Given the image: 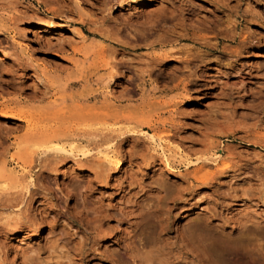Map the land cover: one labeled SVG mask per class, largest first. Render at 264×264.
<instances>
[{
	"label": "rangeland",
	"instance_id": "1",
	"mask_svg": "<svg viewBox=\"0 0 264 264\" xmlns=\"http://www.w3.org/2000/svg\"><path fill=\"white\" fill-rule=\"evenodd\" d=\"M22 107L41 129L16 148L33 138L7 113ZM129 128L109 163L96 142ZM62 129L75 157L33 152ZM31 169L34 195L0 207V264H264V0H0V199Z\"/></svg>",
	"mask_w": 264,
	"mask_h": 264
},
{
	"label": "bare ground",
	"instance_id": "2",
	"mask_svg": "<svg viewBox=\"0 0 264 264\" xmlns=\"http://www.w3.org/2000/svg\"><path fill=\"white\" fill-rule=\"evenodd\" d=\"M122 1H126L127 2V0H122ZM129 1H135V0H129ZM114 4V3H113ZM112 7V6H111ZM111 7H109V10L111 9ZM164 9V8H163ZM162 10V9H161ZM161 10L159 11V13L161 12ZM153 12V11H152ZM147 13V12H146ZM164 13V12H163ZM142 14V13H141ZM182 14V13H181ZM148 15H150V13L148 14ZM137 16V15H136ZM158 16V15H157ZM105 17V16H104ZM153 17H155V15L153 16ZM147 18V17H146ZM156 18H158V17H156ZM153 19V18H152ZM151 19V20H152ZM154 20V19H153ZM107 24L108 23H112V21H114L111 17H109V16H106L105 17V20H104ZM144 21H146L145 19H144ZM143 21V22H144ZM157 21V20H156ZM139 22V21H138ZM149 22V21H148ZM150 22H152V21H150ZM149 22V23H150ZM156 23V22H155ZM114 24V23H113ZM157 24V23H156ZM143 25V24H142ZM151 25V24H150ZM154 25V24H153ZM114 26V25H113ZM156 26V25H155ZM115 27V26H114ZM101 28V27H100ZM117 28V27H116ZM155 28V27H154ZM95 29V28H94ZM43 32H46V33H49V30L48 29H41ZM81 30H82V32H83V29L81 28ZM101 30V29H100ZM98 31V29H95L94 30V32H93V34H94V36L95 37H97V38H100V39H102L103 40V42H108V45H109V47L113 50V53L115 52L116 53V51H118V48L116 49V47H119V49H122V50H124V51H126L127 49L129 50V49H132V50H137V46H127V45H124L123 43H122V41L119 39V37H117V35L116 34H114V33H112L110 30H106V32L104 31V32H101V31ZM148 30V29H147ZM114 31H116V29L114 30ZM120 31V30H119ZM168 31V30H167ZM99 32H101V33H99ZM118 32V31H117ZM116 32V33H117ZM166 32V31H165ZM165 32H164V34H165ZM121 33V32H120ZM170 33V36H168V37H165V38H168L169 39V42H181L182 40H187V39H189L190 37H185L186 36V34L184 35L183 33H177V32H175V31H171V32H169ZM121 36V35H120ZM161 36H162V34H161ZM188 36V35H187ZM197 37V36H196ZM165 38H162V40H164V41H166V39ZM157 39V38H156ZM161 39V38H160ZM167 39V40H168ZM146 41H149V40H146ZM161 41V40H160ZM209 41H211V40H209ZM159 42V41H158ZM205 42V41H204ZM129 43V42H128ZM150 43V42H149ZM156 43V42H155ZM162 43H163V41H162ZM148 44V43H147ZM204 44V43H203ZM203 44H201L202 46H204V47H207L208 49H214V47L213 46H209V45H203ZM207 44V43H206ZM143 45V44H142ZM151 45H153V44H151ZM167 45V44H166ZM200 45V44H199ZM112 46H114V47H112ZM139 46V45H138ZM186 51V50H185ZM162 52V51H161ZM171 55H173V54H171L170 52H167V53H163V54H161V55H149V57H148V61H146V64H145V66H141V67H139V68H141L142 70H141V77L145 80V74L147 73V75H151V73H152V71H153V69H154V67L156 66V67H158L159 65V63H161L160 61L161 60H166L169 56H171ZM191 56H192V58L190 59H188L187 60V62L188 63H185V64H191V63H193V61L194 60H197L198 59V57H199V55L198 54H196V53H192L191 54ZM115 57V56H114ZM113 57V59H115L114 60V62H113V59H107L106 61H105V63H104V66H105V70L107 71V73H106V76L104 77V80L106 79V81H107V85L108 86H110V83H112V82H115V81H113L115 78V76L116 75H118L119 74V71H120V68H119V66H118V62L116 63L115 61H117L116 60V58H114ZM188 57V56H187ZM186 57V58H187ZM123 58V57H122ZM121 58V59H122ZM142 58V57H141ZM178 59L180 58V57H177ZM120 59V60H121ZM146 59V58H145ZM124 61V60H123ZM194 62H196V61H194ZM122 63H124V62H122ZM125 64V63H124ZM82 65V64H81ZM158 65V66H157ZM187 65H185L186 66V68L188 69V67H189V65H188V67H187ZM194 69V68H193ZM89 70V69H88ZM184 70V69H183ZM85 73V72H84ZM192 73V72H191ZM165 74V73H164ZM154 75V74H153ZM181 75V74H180ZM185 75V74H184ZM160 76V75H159ZM55 77V76H54ZM63 77V76H62ZM68 77V76H67ZM167 77H169V76H167ZM191 77V76H190ZM149 78H151L150 76H149ZM176 78V77H175ZM69 79V78H68ZM100 79H102V78H100ZM161 79V78H160ZM82 80H83V78H82ZM158 80V79H157ZM88 81V80H87ZM146 81V80H145ZM162 81V80H161ZM164 81V80H163ZM59 83V82H58ZM61 83V82H60ZM101 83H102V81H101ZM97 84V83H96ZM103 84V83H102ZM122 84V83H121ZM114 85V84H113ZM68 86H71V85H68ZM89 86V85H88ZM112 86V85H111ZM175 86V85H174ZM84 86H82V88H83ZM86 87V86H85ZM84 87V88H85ZM59 88V87H58ZM90 88H91V86H90ZM89 87L87 88V89H90ZM110 90V89H109ZM100 91V90H99ZM98 91V92H99ZM121 91H123V90H121ZM98 92H94V91H91V92H82L80 95H79V98H80V100L81 101H84V100H89V99H97V97L100 95ZM70 93V92H69ZM72 93V92H71ZM104 93V92H103ZM66 94V93H65ZM106 94V93H105ZM70 95V94H69ZM102 95V94H101ZM71 96H72V94H71ZM133 96V95H132ZM78 97V96H77ZM64 98H65V96H64ZM72 98H74V97H72ZM10 106V105H9ZM8 107V106H7ZM8 108H6V110H7ZM7 113H10L11 114V116H13V117H15V118H17L18 120H20L21 122H23L24 124L22 125V127L25 129L24 131H26L28 134H30V135H32L33 136V138L32 137H30V138H28L27 140H24V141H21V140H19L18 139V137H16L17 138V140H16V142H15V147L16 148H20L21 146H22V144H27L28 146H34V145H36V144H38L37 142L38 141H36V139H35V137L37 136V134L40 132V129L41 128H39L40 126H39V122H38V120H37V113L34 111V110H32V109H30V108H24V107H22V108H18V109H12L10 112H7ZM49 114V113H48ZM63 114V113H62ZM126 116V115H125ZM46 117H49V116H46ZM43 119V118H42ZM41 120V119H40ZM132 127H134V126H132ZM123 128V127H122ZM126 128H128V127H126ZM131 129L132 128H129V129H124V131H123V129H121L120 131H119V133L118 134H116V136L115 135H111V136H105V134H104V137L102 136V139L101 140H99L100 142H96V147L95 148H97L98 150L101 148V146H103V144L104 143H111V141H112V144H109V145H104L105 146V151H106V153H105V159H106V161H108L109 163H112V162H115L116 163V165L117 166H119V165H121L122 164V159H120V156H118L117 158H116V160H113V159H115V158H113V154H111L112 153V147L113 146H115V139L114 138H118L116 141H119V142H117L116 144H118V143H120V141H122V142H124V141H127L128 139H130V137H132L131 136V134H132V132H131ZM42 130H43V128H42ZM51 130V129H50ZM66 130V131H65ZM65 130H61L60 132H53V133H50V134H47V138H46V140L44 141V142H41V144L39 143V145H37L38 147H41L40 149L41 150H37V149H34L33 150V152H38L39 151V153H41V154H43V155H45L46 157V159L48 160V159H50V155H52L51 157H53V159L55 158H57L59 161H60V159L62 160H64V158L65 157H63L62 156V154H64V153H67V152H70V154L72 155H74V154H76V153H74V151H75V147L73 146V145H70L69 147H67V145H65V138L68 136L66 133H67V129H65ZM99 130V129H98ZM100 131V130H99ZM44 132V131H43ZM43 132H41V133H43ZM51 132V131H50ZM69 132V131H68ZM73 133V132H72ZM45 133H43V135H44ZM101 134L103 135V133L101 132ZM126 134V135H125ZM23 135V134H22ZM98 135V134H97ZM15 136H17V135H15ZM19 136V135H18ZM46 136V135H45ZM44 136V137H45ZM78 136V135H77ZM113 136H115V137H113ZM95 137H96V135H95ZM138 137V136H137ZM153 137V136H152ZM69 138H71V137H69ZM161 139V138H160ZM160 139H159V141H160ZM40 141H41V139H40ZM103 141V142H102ZM163 141V140H162ZM72 144H74V143H72ZM119 145V144H118ZM36 146V147H37ZM160 146L163 148V151H164V155L167 157V150L166 149H164V147H163V143L162 142H160ZM116 147V146H115ZM159 147V146H158ZM103 148V147H102ZM101 148V149H102ZM39 149V148H38ZM92 149H94V148H92ZM96 149V150H97ZM114 149V148H113ZM84 151V150H83ZM88 151L89 152H91V150H89L88 149ZM178 151V150H177ZM85 152V151H84ZM103 152H104V150H103ZM115 152V151H114ZM99 153H100V150H99ZM116 153V152H115ZM118 153V152H117ZM37 154V153H36ZM83 154H85V153H83ZM86 154H87V152H86ZM104 154V153H103ZM67 155V154H66ZM65 155V156H66ZM77 155V154H76ZM118 155V154H117ZM34 156V155H33ZM48 156V157H47ZM220 156V155H219ZM218 156V157H219ZM67 157V156H66ZM73 157V156H72ZM74 157H75V155H74ZM221 157V156H220ZM219 157V158H220ZM41 158V157H40ZM45 158L44 159H42V161L43 160H45ZM216 158V157H215ZM52 159V158H51ZM52 159V160H53ZM66 159V158H65ZM99 159V158H98ZM167 159H169V158H167ZM46 160V161H47ZM52 160H48L47 162H54V161H52ZM35 160H33V158L31 157V159L30 160H28V166H30L31 165V162H34ZM46 161H43V162H41L42 164L40 165V163H39V165L44 169L45 168V166H46V164H48ZM105 161V162H106ZM46 162V163H45ZM55 162H57V161H55ZM54 162V163H55ZM104 162V161H103ZM45 163V164H44ZM108 163V164H109ZM50 164H52V163H49V165ZM57 164V163H56ZM101 165L103 164V163H100ZM35 165V164H34ZM100 165V166H101ZM104 165V164H103ZM36 166V165H35ZM39 166V167H40ZM51 166V165H50ZM49 166V167H50ZM116 166V167H117ZM40 167V170L42 169ZM48 166H47V168H49ZM104 167V166H103ZM26 168H29V167H26ZM98 168V167H97ZM42 169V170H43ZM46 169V168H45ZM104 169V168H103ZM32 170L33 169H31V170H28V173L30 172L31 174H29V177L31 178L30 180H29V182H27V184L26 185H23L22 184V182H20L19 181V178H15L14 177V179H15V187H17V188H19V187H21L17 192H19V195H17V194H15L14 195V193L13 192H11V193H13V194H10V195H12V196H10V195H8V198H3V200H2V198L0 199V207H3V206H9L10 204L11 205H13L14 203H16V204H18V203H22V202H24L25 200H26V197H28V196H32V194L34 193V191H36V188H34L33 190H32V188H30V185L31 184H33L32 186H35L36 185V183H35V178H33V175H32ZM39 170V169H38ZM39 170V171H40ZM96 171H97V169H96ZM41 172V171H40ZM100 172H102V171H100ZM42 173V172H41ZM98 173H99V171H98ZM25 174V173H24ZM23 174V175H24ZM104 174H105V172H104ZM15 175V174H14ZM103 174H101V176H102ZM24 176H27V175H24ZM97 176H98V174H97ZM100 175L98 176V177H101ZM23 178V177H22ZM26 178V177H25ZM104 178V177H103ZM102 179V178H101ZM38 185V184H37ZM31 186V187H32ZM6 187V186H5ZM37 187V186H36ZM37 190H38V188H37ZM26 195H28V196H26ZM34 195V194H33ZM10 196V197H9ZM4 197H6V195L4 196ZM26 202V201H25ZM25 215V214H24ZM26 216V215H25ZM2 220V219H1ZM9 220V219H8ZM15 220V222L14 221H12L14 224H11L10 222L8 223V225L7 224H5V226L7 225V226H11L10 228L11 229H13V230H21V229H23L24 228V226H26V221H23V216H20V214H19V216L16 218V219H14ZM22 220V221H21ZM2 227V226H1ZM6 228V227H5ZM4 228V229H5ZM2 229V228H1ZM2 231V230H1ZM0 231V232H1ZM15 232V231H14ZM25 253V252H24ZM25 255V254H24Z\"/></svg>",
	"mask_w": 264,
	"mask_h": 264
}]
</instances>
